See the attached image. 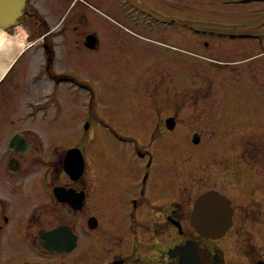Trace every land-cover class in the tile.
Here are the masks:
<instances>
[{"label": "flooded vegetation", "instance_id": "1", "mask_svg": "<svg viewBox=\"0 0 264 264\" xmlns=\"http://www.w3.org/2000/svg\"><path fill=\"white\" fill-rule=\"evenodd\" d=\"M26 8L19 24L26 33L24 51L31 48L45 60L43 68L26 86L34 87L30 91L33 99L44 98L53 109H60L64 101L61 96L68 87L63 83L67 78L56 74L61 70L59 67L55 70L58 54L65 52L64 57L70 50L97 54L105 49L104 41L112 37L115 40L120 29V34L144 38L154 50L160 51L153 60L170 71L163 78L170 93L165 90L167 97L161 105L177 97L178 86L183 84L177 78L184 70H191V81L197 88L194 104L200 103L199 91L205 86L207 96L209 91L214 92L213 87H223V94L227 92L230 96L221 101V110L205 103L204 107L209 109L205 110V116L213 119L211 114L216 112L221 114L219 118L240 117L245 125H255L258 139L250 141H257L264 150V0H26ZM24 51L0 77V86L6 88L0 103V264H45L40 255L66 256L79 248L83 258L92 253L102 259L105 238L116 253L104 264H146L152 259L154 264H179L180 258L172 250L186 241L194 244L201 264H226L224 250L213 243L221 238H205L190 224L198 196L211 190L227 197L226 194L217 188H207L193 199L190 208L182 197L168 199L166 192L154 184L156 151L140 155L142 172V164H137L139 171L118 166L116 162L110 168L105 162L107 154L98 150L93 157L80 144L61 149L50 148L47 142L42 149L50 158L42 160L39 152L31 159L24 158L31 152L34 154L38 146L43 147L42 138L45 140L48 135L44 125L29 124L43 122L49 115L40 111L45 114L43 117L30 120L28 116L25 119L28 126L22 127L24 111L18 89L23 73L20 69L11 71ZM205 71L208 76L203 80ZM82 92L76 88L74 94L79 96ZM30 102L37 110L46 108L39 106V101ZM236 104L242 110H235ZM231 105L235 109L229 110ZM173 108L175 112L157 124L161 134L177 128L178 103ZM169 119L171 129L167 127ZM85 124L88 127L83 126L82 135L90 129L89 120ZM195 133L200 140L194 145L199 146L201 135ZM15 136H19V143L12 148L10 142ZM101 158L107 165L102 164ZM139 173L142 179L137 182ZM131 178L137 182L134 193L124 198L118 184L123 188ZM176 187L179 192L181 183ZM231 206L229 230L236 215L241 218L244 214L241 209L235 211L232 201ZM106 214H110V225H105ZM59 227L70 230L75 237L74 248L62 255L42 251L40 235L48 232L52 243L55 234L51 236L50 232ZM67 238L64 236L62 240ZM247 245L245 249L241 244L238 251L253 258L259 250L251 243Z\"/></svg>", "mask_w": 264, "mask_h": 264}, {"label": "rangeland", "instance_id": "2", "mask_svg": "<svg viewBox=\"0 0 264 264\" xmlns=\"http://www.w3.org/2000/svg\"><path fill=\"white\" fill-rule=\"evenodd\" d=\"M18 27L24 29L21 25ZM11 29L6 32L9 33ZM119 31L115 40L112 37L111 40L104 41L105 49L97 54L75 50H70L64 57L65 52L58 54L55 70L57 71L58 67L61 70L56 74L67 78L63 83L68 87L66 93L61 96L64 101L60 109H53L54 106L48 101L44 102V98L33 99L30 91H33L34 87H26L35 78L34 74L43 68L44 56L38 54L39 52L35 54L31 48L21 55L11 72L20 69L23 73V80L19 81L18 89L22 94L24 111L22 127L28 126L25 123L28 116L31 120L45 115L40 111L49 114L43 122L35 121V124H29L44 125L48 135L45 140L42 138L43 147L38 146L34 154L31 152L24 158L31 159L38 152L43 155L42 160L50 158L49 153L43 152L42 149L47 142L50 148L61 149L80 144L81 148L89 150L92 156L98 150L107 154L105 162L110 168H114L116 162L118 166L139 171L137 164H142V172L143 162H139L140 155L156 151L157 179L154 184L161 188L162 192H166L168 199L182 197L190 208L193 199L203 190L217 188L232 201L235 211L237 208L244 212L241 218L236 215L232 228L223 238L213 242L224 250L225 263H264V156L262 165L257 164L256 168L250 167L240 158L246 142L258 139L255 125H245V120L239 116L223 119L219 118L221 114L216 112L211 114L213 119H209L208 114L205 116V110L209 109L204 105L209 102L213 108L221 110V101L230 95L227 92L223 94V87L215 86L214 92L210 94L209 91L207 96L205 86L204 90L199 91L200 103L194 104L196 86L191 81V70H184L183 75L177 78L183 80L182 86H178L177 97L161 105V101L167 97L164 93L168 87L165 86L163 78L165 73L170 74V71L159 61L153 60L155 54L160 51L154 50L144 38L120 34ZM206 76L208 74L205 71L202 73L203 80ZM204 83L207 84L206 81ZM76 88L83 91L79 96L74 94ZM5 89L0 86V103ZM167 92L170 93V89ZM67 94L70 96H66ZM30 101H39L37 104L46 105V108L37 110L36 106H30ZM176 102L179 106L177 128L170 133L161 134V128L159 130L157 124H162L166 116L175 112L173 105L177 104ZM234 107L236 109L233 105L228 108L242 110L239 104ZM86 120H89L90 129L82 135ZM18 126L21 128V125ZM194 132L201 135L199 146L191 142ZM47 148L49 149V145ZM101 159L104 164L103 158ZM140 173V180L137 177V182L142 179ZM207 176L211 179H207ZM120 178L123 179V176ZM135 179L131 178L130 183L123 188L118 184V190L123 192L121 195L124 198L134 193L135 183L137 184L134 183ZM179 182L181 189L178 192L176 185ZM177 192V195L172 196V193ZM259 207L261 216L255 219L253 213H256ZM104 217L105 225H110V214ZM247 243L255 245L259 250L253 258L243 254V251H238L241 244L246 249L249 245ZM109 248L112 249L111 253H108ZM113 248V244L105 238L102 259L92 253L84 255L83 258L81 248L71 255H40L39 259L45 264H99L101 261L104 264L116 253ZM154 263L152 259L146 264Z\"/></svg>", "mask_w": 264, "mask_h": 264}, {"label": "water", "instance_id": "3", "mask_svg": "<svg viewBox=\"0 0 264 264\" xmlns=\"http://www.w3.org/2000/svg\"><path fill=\"white\" fill-rule=\"evenodd\" d=\"M27 13L26 0H0V30H9L20 24L21 18ZM172 119L167 120V127L173 128ZM88 124L84 125L87 129ZM200 138L198 134L192 136L191 142L197 144ZM19 143V136H15L10 147L15 148ZM25 151V150H23ZM73 150L68 151L70 154ZM68 156V155H67ZM231 201L215 190L207 191L196 198L191 211L190 224L197 233L205 238L217 240L222 238L232 225ZM55 234V241L48 240L49 233L40 235L39 247L49 254L59 255L69 253L75 246V237L70 230L59 227L50 232ZM68 236L67 240H62ZM180 258L179 264H201L195 246L192 242L186 241L182 246H176L172 250ZM42 264V263H38Z\"/></svg>", "mask_w": 264, "mask_h": 264}, {"label": "bare ground", "instance_id": "4", "mask_svg": "<svg viewBox=\"0 0 264 264\" xmlns=\"http://www.w3.org/2000/svg\"><path fill=\"white\" fill-rule=\"evenodd\" d=\"M27 48L24 29L15 27L8 33L0 30V77L3 76L14 60Z\"/></svg>", "mask_w": 264, "mask_h": 264}, {"label": "trees", "instance_id": "5", "mask_svg": "<svg viewBox=\"0 0 264 264\" xmlns=\"http://www.w3.org/2000/svg\"><path fill=\"white\" fill-rule=\"evenodd\" d=\"M264 156V150L258 147L257 141H247L244 145L240 158L246 162L250 167L256 168L257 164L262 165V158ZM260 172V171H259ZM260 206V204H259ZM261 212V208H258V211L253 213L255 219L259 217V213Z\"/></svg>", "mask_w": 264, "mask_h": 264}]
</instances>
